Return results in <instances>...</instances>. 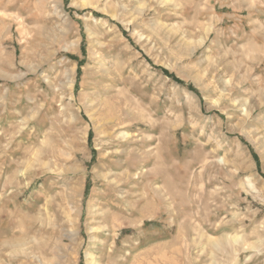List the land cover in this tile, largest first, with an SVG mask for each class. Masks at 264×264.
Returning <instances> with one entry per match:
<instances>
[{"label":"rangeland","instance_id":"rangeland-1","mask_svg":"<svg viewBox=\"0 0 264 264\" xmlns=\"http://www.w3.org/2000/svg\"><path fill=\"white\" fill-rule=\"evenodd\" d=\"M0 264H264V0H0Z\"/></svg>","mask_w":264,"mask_h":264},{"label":"bare ground","instance_id":"bare-ground-1","mask_svg":"<svg viewBox=\"0 0 264 264\" xmlns=\"http://www.w3.org/2000/svg\"><path fill=\"white\" fill-rule=\"evenodd\" d=\"M31 160V159H30ZM11 179V178H10ZM40 244V243H39ZM14 247V246H13ZM13 253V252H12ZM4 261V260H3Z\"/></svg>","mask_w":264,"mask_h":264}]
</instances>
